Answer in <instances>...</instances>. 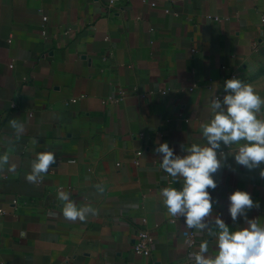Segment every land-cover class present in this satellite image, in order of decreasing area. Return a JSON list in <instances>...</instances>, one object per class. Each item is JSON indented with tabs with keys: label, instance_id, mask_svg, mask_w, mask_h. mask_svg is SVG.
<instances>
[{
	"label": "crops",
	"instance_id": "crops-1",
	"mask_svg": "<svg viewBox=\"0 0 264 264\" xmlns=\"http://www.w3.org/2000/svg\"><path fill=\"white\" fill-rule=\"evenodd\" d=\"M147 1L0 0V264H186L189 227L160 195L181 183L155 149L206 145L202 125L227 79L264 98V0ZM116 87L129 95L104 104ZM235 150L221 142L208 227L193 228L206 257L218 217L247 226L230 216L233 191L260 202L248 216L264 226V179L237 165ZM40 152L54 162L29 181ZM69 201L83 220L64 216ZM141 230L154 236L151 257L132 253Z\"/></svg>",
	"mask_w": 264,
	"mask_h": 264
},
{
	"label": "clouds",
	"instance_id": "clouds-1",
	"mask_svg": "<svg viewBox=\"0 0 264 264\" xmlns=\"http://www.w3.org/2000/svg\"><path fill=\"white\" fill-rule=\"evenodd\" d=\"M223 87L226 93L223 100L219 97L211 100L212 116L202 125L206 145L193 143L182 156L174 154L168 142L160 143L155 149L162 154L159 167L172 178V182L181 183L179 189L172 186L161 189L163 204L171 216H184L187 226L198 230L208 227L204 218L212 210V198L207 189L216 187L212 174L221 167L218 159L221 142L236 146L234 160L237 165L249 171L259 169V176L264 179V168L261 167L264 164V118H260L264 113V98L252 85L239 78L225 80ZM11 123L15 125L16 121ZM54 158L52 152L38 153L27 179L36 180L48 170ZM0 161L6 162L7 156L0 157ZM59 195L68 200L66 193L60 192ZM228 199L231 218L236 220L239 215L246 220L247 226L233 230L218 217L214 222L217 230H210V235L216 237V254L214 258L206 257L204 253L208 252L209 244L207 240L202 241L195 253V264H264V226L248 216L249 211L261 206L260 202L254 201L250 192L239 189ZM63 214L72 220L85 218L84 210L78 209L71 201L65 204Z\"/></svg>",
	"mask_w": 264,
	"mask_h": 264
},
{
	"label": "built area",
	"instance_id": "built-area-1",
	"mask_svg": "<svg viewBox=\"0 0 264 264\" xmlns=\"http://www.w3.org/2000/svg\"><path fill=\"white\" fill-rule=\"evenodd\" d=\"M143 3H149L147 0H143ZM107 5L109 8H117L119 5H121V0H107ZM151 6H156L155 3H150ZM42 15L43 22H47L48 18L47 16L40 11ZM166 13H171L170 10H166ZM207 19H213L211 16H207ZM215 20H218L215 18ZM262 25L264 26V16L262 17ZM43 35H45V32H43ZM13 67V65H11ZM198 87V84H194L191 87V90H194ZM129 91L122 87H116L113 90L112 96H110L108 99H105L103 102L104 104L108 103H118L119 101L125 99L129 95ZM161 95H166L167 91L162 90L160 91ZM77 101V98L71 99L66 102V105H69L70 103H74ZM15 107V105H12ZM227 152V148L223 149L221 151L222 154ZM138 162L136 161V164ZM61 192V190H60ZM17 203V200H14V204ZM0 213H4L3 210H0ZM184 239L186 244L188 245V248L190 250L189 257L186 259V264H195V253L199 250L197 249L198 241H197V234L193 230V228H189V232L184 235ZM154 243V236L147 230H141L136 237L133 247H132V253L136 256H142V257H151L152 256V246Z\"/></svg>",
	"mask_w": 264,
	"mask_h": 264
}]
</instances>
